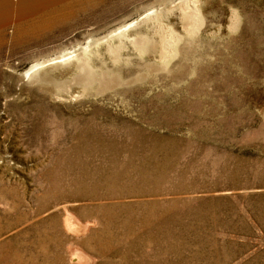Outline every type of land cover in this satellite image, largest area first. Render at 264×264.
Wrapping results in <instances>:
<instances>
[{"label": "rangeland", "instance_id": "1", "mask_svg": "<svg viewBox=\"0 0 264 264\" xmlns=\"http://www.w3.org/2000/svg\"><path fill=\"white\" fill-rule=\"evenodd\" d=\"M74 4L0 32V264H264V0Z\"/></svg>", "mask_w": 264, "mask_h": 264}, {"label": "bare ground", "instance_id": "2", "mask_svg": "<svg viewBox=\"0 0 264 264\" xmlns=\"http://www.w3.org/2000/svg\"><path fill=\"white\" fill-rule=\"evenodd\" d=\"M77 5L74 9L66 8L67 12L71 15L77 14L78 12H83L89 10L91 7L96 8L105 0H96L92 3L93 0H0V32L9 26L12 22H17V31L24 29H29L30 27H22L23 23L21 22L24 18L33 17L36 15H57L62 14L64 6L68 7L69 3L73 4L74 2ZM74 4V5H75ZM71 7V6H70ZM149 16V14H147ZM56 16V17H57ZM142 16V15H141ZM233 20V19H232ZM45 18L42 19V22H46ZM15 22V23H16ZM52 21L45 24H40V28H48L52 24ZM135 24V20L130 21L118 28L112 30L108 37L112 38L114 36H120L124 34V31L127 30L130 26ZM123 32V33H122ZM3 33V32H2ZM3 40V39H2ZM135 39H133L134 41ZM138 42V40H135ZM40 63L32 64L27 70V74L30 71H36L39 69Z\"/></svg>", "mask_w": 264, "mask_h": 264}]
</instances>
